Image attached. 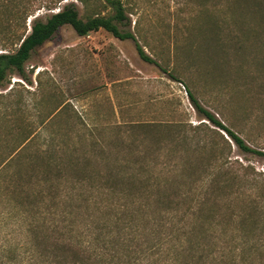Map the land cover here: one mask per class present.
<instances>
[{"label": "rangeland", "instance_id": "rangeland-1", "mask_svg": "<svg viewBox=\"0 0 264 264\" xmlns=\"http://www.w3.org/2000/svg\"><path fill=\"white\" fill-rule=\"evenodd\" d=\"M122 2L130 18V24L122 28L132 32L145 52L169 73L144 62L132 40L120 41L104 30L80 37L66 26L32 53L23 75L10 74L0 87V264H28V222L18 219L16 205L21 203L28 211V189L32 191L42 173L34 164L45 161L36 155L49 146H60L67 153L76 149L72 154L80 157L76 161L88 163L102 175L117 159L122 164L156 166L163 182L176 181L191 198L180 197V218L175 220L182 219L181 224L191 229H199L200 223L213 226L203 239L215 252L221 246L218 243L226 242L218 214H228L224 207L237 198L238 205L227 206L229 213H240L231 223L240 238L235 245L248 241L242 232V227L249 230L241 224L243 216L254 213L251 222L256 227L250 236L253 243L237 255L264 264V249L255 248L264 246V156L238 149L196 112L186 92L190 88L205 109L251 148L264 152V63L249 50L240 51L234 27L227 26L226 6L233 7L234 0ZM78 7L85 17V8L79 3ZM47 13L40 10L36 16L45 19ZM8 18L0 14V28ZM263 39L260 58L264 57ZM201 123L205 125L195 130ZM143 124L151 127L143 128ZM30 135L31 141L10 160ZM50 136L53 145L48 142ZM129 151L145 152L148 157L136 152L130 159ZM6 160L7 166L2 167ZM177 164L187 167L185 180L169 176ZM218 164L224 165L221 181L226 171L236 179L233 187L227 182V202L217 200L213 205L207 190L192 184L203 165ZM174 186L169 192H179ZM189 205L192 210L181 218ZM199 211L212 223L199 221Z\"/></svg>", "mask_w": 264, "mask_h": 264}, {"label": "trees", "instance_id": "trees-1", "mask_svg": "<svg viewBox=\"0 0 264 264\" xmlns=\"http://www.w3.org/2000/svg\"><path fill=\"white\" fill-rule=\"evenodd\" d=\"M66 1L68 3L62 6ZM78 3L85 8V17L80 15ZM233 5L226 6L228 19L225 21L236 31L233 37L238 48L249 50L254 59L264 63V57L259 55V41L264 38V0H234ZM106 9L109 11L104 13ZM40 10L49 12L45 19L36 16ZM0 14L9 17L7 24L0 28V51H3L0 53V87L10 74L23 75L32 53L66 26L80 37L104 30L121 41L132 40L144 62L161 67L145 52L135 35L122 28L130 24L122 0H0ZM32 17L34 19L28 25ZM171 77L177 81L175 76ZM186 92L196 112L230 137L238 149L264 156V152L251 148L237 132L205 109L190 88ZM143 125V128L151 127V124ZM202 125L205 123L195 130L201 129ZM31 137L14 150L10 160L19 156ZM48 142L53 145L54 138L50 136ZM59 147L49 146L36 155L37 159H45L40 166L34 164L35 168L41 167V179L36 180L32 191L28 189V211L21 203L16 205L18 219L28 222V264H255L245 256L237 255L238 251L245 250V245L253 243L250 236L256 229L251 222L254 213L243 216L241 224L249 230L244 231L242 227V232L248 236V241L236 246L235 242L240 238L234 232L237 227L231 223L240 213L237 214V210L229 213L228 207L238 205L237 198H231L229 204L226 198L227 182L233 187L236 177L226 171L225 180L221 181L223 164L203 165L198 179L192 184L207 190L211 204L215 205L217 200L227 202L228 207L224 208L228 214H218L222 215L226 242L218 243L221 246L215 252L203 239L208 237L207 231L214 230L213 226L206 228L200 223L199 229H191L181 224L182 219L175 220L180 218V197L183 200L191 198L184 189L180 190L181 184L176 181L164 180V186L156 166L141 162L122 164L117 159L102 175L100 170H91L88 163L81 165L76 161L80 159L72 155L76 149L67 153ZM136 152L148 157L145 152ZM136 152L129 151L130 159H134ZM8 160L2 167L7 166ZM28 170L32 169L28 167ZM171 172L173 175L168 173L169 176L177 179L185 180L189 175L183 164H177ZM243 181L248 182L247 179ZM173 184L175 188L179 187V192H169ZM188 207L181 218L192 210V205ZM211 217L217 219L216 215ZM202 218L212 223L199 211L198 220ZM255 248L262 252L264 246L255 245Z\"/></svg>", "mask_w": 264, "mask_h": 264}, {"label": "crops", "instance_id": "crops-1", "mask_svg": "<svg viewBox=\"0 0 264 264\" xmlns=\"http://www.w3.org/2000/svg\"><path fill=\"white\" fill-rule=\"evenodd\" d=\"M119 40V39H118ZM121 41V40H120ZM135 44V43H134Z\"/></svg>", "mask_w": 264, "mask_h": 264}]
</instances>
